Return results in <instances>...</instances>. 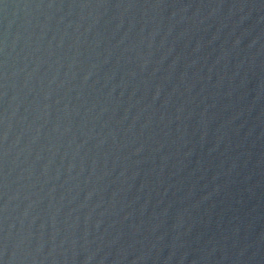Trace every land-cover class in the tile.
I'll return each instance as SVG.
<instances>
[{"label": "water", "instance_id": "1", "mask_svg": "<svg viewBox=\"0 0 264 264\" xmlns=\"http://www.w3.org/2000/svg\"><path fill=\"white\" fill-rule=\"evenodd\" d=\"M0 264H264V0H2Z\"/></svg>", "mask_w": 264, "mask_h": 264}, {"label": "snow or ice", "instance_id": "2", "mask_svg": "<svg viewBox=\"0 0 264 264\" xmlns=\"http://www.w3.org/2000/svg\"><path fill=\"white\" fill-rule=\"evenodd\" d=\"M0 2H2V0H0Z\"/></svg>", "mask_w": 264, "mask_h": 264}]
</instances>
